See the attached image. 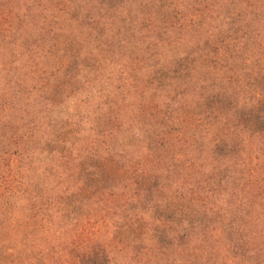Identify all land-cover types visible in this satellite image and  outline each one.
Listing matches in <instances>:
<instances>
[{"label": "trees", "instance_id": "1", "mask_svg": "<svg viewBox=\"0 0 264 264\" xmlns=\"http://www.w3.org/2000/svg\"><path fill=\"white\" fill-rule=\"evenodd\" d=\"M0 264H264V0H0Z\"/></svg>", "mask_w": 264, "mask_h": 264}, {"label": "rangeland", "instance_id": "2", "mask_svg": "<svg viewBox=\"0 0 264 264\" xmlns=\"http://www.w3.org/2000/svg\"><path fill=\"white\" fill-rule=\"evenodd\" d=\"M103 167H104L105 173H106V172H112V171H111L112 169H117L114 163H112V164L110 165V162H108V161H106V164L103 165Z\"/></svg>", "mask_w": 264, "mask_h": 264}]
</instances>
